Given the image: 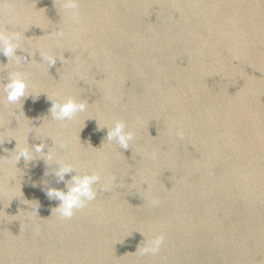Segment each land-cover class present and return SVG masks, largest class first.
Segmentation results:
<instances>
[{
	"label": "water",
	"instance_id": "1",
	"mask_svg": "<svg viewBox=\"0 0 264 264\" xmlns=\"http://www.w3.org/2000/svg\"><path fill=\"white\" fill-rule=\"evenodd\" d=\"M0 8V23L24 33V52L16 55L33 60L18 68L0 54V85L9 72L23 71L26 94L32 95L20 109L3 99L0 87V156L7 157L4 150H13L15 140L18 149L26 139L30 148L42 142L45 153L54 145L51 140L59 142L141 81L264 14V0H79V23L59 0H0ZM9 8L15 13L11 23ZM57 30L66 33L63 39L50 35ZM41 52L55 55L56 64L48 68ZM68 98L87 101V108L61 127L48 109L51 101ZM35 161L25 165L21 158L17 168L11 160L0 161V192Z\"/></svg>",
	"mask_w": 264,
	"mask_h": 264
},
{
	"label": "clouds",
	"instance_id": "2",
	"mask_svg": "<svg viewBox=\"0 0 264 264\" xmlns=\"http://www.w3.org/2000/svg\"><path fill=\"white\" fill-rule=\"evenodd\" d=\"M59 2L61 3L62 9L68 14L70 19L75 23H79L81 20L79 0H59ZM8 12L10 16L9 22L11 23L15 20V13L11 8L8 9ZM2 14L3 8H0V15ZM50 35H54L57 39H63L66 33L63 30H57L54 34ZM23 38H25L24 33L19 31H9L2 23H0V54L7 57L8 61H14L18 68L21 67V65H26L33 61L26 59L24 55H16L17 50L24 52L21 47V40ZM27 56L31 57L28 54ZM39 56L41 58V62L46 63L48 68L54 66L58 60L55 55L47 52H41L39 53ZM62 59H64V57H62ZM27 80L28 73L23 71H12L8 73L7 83H2L0 87L3 89V99L6 100L9 105L20 104V109H22L23 100L27 99L28 96L31 95L26 94V89L28 88ZM86 108L87 101L81 100L77 102L73 98H68L63 101H51V107L48 109V113L52 120L60 122L61 127H65V122L71 121L77 114L86 111ZM21 112L23 113V111ZM105 128L107 129V136L104 138V141L106 140L110 143L114 142L122 150L130 149V143L134 141L135 133L133 131L126 130V124L123 121L117 120L111 127ZM105 128H98V130ZM184 134V129H175V135L177 138L183 139ZM10 141L11 140H9V142ZM51 141L55 145V148L60 151H65L69 147L67 142H57L55 140ZM3 143L4 142H0V146H2ZM44 147L45 145L41 142L39 144H34L30 148L26 139L25 146L18 149L17 142L15 140V148L11 151L5 149L4 151L7 152V157L0 156V161L11 160L14 167H16V165L21 161V158H23L25 165H27L29 162L37 160V156L35 154H39V159H42L46 165H48L49 162L56 160L59 163V167L55 171L54 175L58 177V182L63 181L66 174L77 171L71 163H65L58 160L56 158L57 154L54 150H50L47 154H45L43 152ZM150 156L154 159L156 157V153L152 152ZM66 186L68 188L66 192L54 188H47L46 190L48 199H55L59 201L58 207L53 208L50 215L55 213L61 220H70L76 211L87 208L91 202L95 201L99 193L107 192L109 190L108 186L101 182L100 174L96 172H93L92 174L74 175L71 177V180ZM151 203L156 207L160 205L159 199H154ZM38 208L39 203L36 209L29 214H35L38 216ZM35 232L36 234H39V228H36ZM165 244L166 235L161 232L154 234L150 239L144 240L143 246H139L137 250H139L142 256H157ZM0 264H2V262H0Z\"/></svg>",
	"mask_w": 264,
	"mask_h": 264
}]
</instances>
